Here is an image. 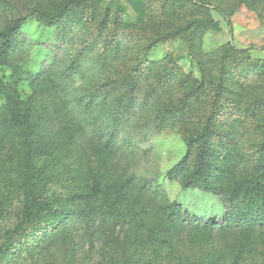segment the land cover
<instances>
[{"label":"rangeland","instance_id":"1","mask_svg":"<svg viewBox=\"0 0 264 264\" xmlns=\"http://www.w3.org/2000/svg\"><path fill=\"white\" fill-rule=\"evenodd\" d=\"M67 1L0 0V31L26 17L0 56V247L22 216L18 115L31 111L32 134L62 158L44 189L62 202L54 224L16 237L0 264H264V223L224 218V200L264 163V0H90L39 19ZM132 68L129 98L115 80ZM216 98L220 194L182 190L193 168L184 137L203 129ZM75 193L98 208L66 201Z\"/></svg>","mask_w":264,"mask_h":264},{"label":"trees","instance_id":"2","mask_svg":"<svg viewBox=\"0 0 264 264\" xmlns=\"http://www.w3.org/2000/svg\"><path fill=\"white\" fill-rule=\"evenodd\" d=\"M88 1L90 0H68L54 11L38 10L37 15L43 23L58 22L70 15L73 6ZM25 22L26 17L20 16L0 31V56L4 59L10 55L15 38ZM136 74L137 69L132 68L127 74L115 80L116 83L125 86L129 98L133 97L135 91L133 84ZM218 99L214 100L211 115L207 119L203 129L196 134H188L184 137V143L192 154L193 168L188 175L181 179L180 185L182 190L198 189L206 194H220L211 182V150L209 146V140L220 109ZM31 113V111H27V114L22 113V116L18 115V119L23 118V123L25 124V136L21 143L23 166L21 176L23 192L21 221L14 230L7 233L6 242L0 247V254L8 250L16 237L25 233L29 228L39 225L41 221L46 220L47 226L53 225L54 223L47 220L49 219L48 216L56 205L62 203L59 198L48 200L44 196V189L52 176L55 172H59L62 158L57 154V149L50 143L48 138L39 139L36 135L32 134L35 132V120L32 119ZM111 140L112 138L109 141L111 142ZM261 154L262 158H264V143ZM186 161L187 158H184L179 165L169 172V175L172 178L178 177L184 171ZM257 170L260 172L257 180L247 182L244 189L243 187H237L233 194L229 196V200H224V207L227 210L224 215L226 224L244 223L254 225L258 222L264 223V163ZM66 201L72 205H76L79 209H84L83 211L90 210L92 206L98 208L95 196L89 193L72 194ZM57 225H59V222H57Z\"/></svg>","mask_w":264,"mask_h":264}]
</instances>
